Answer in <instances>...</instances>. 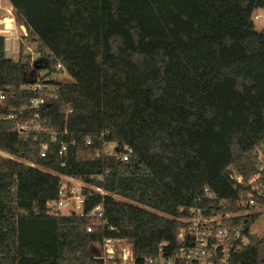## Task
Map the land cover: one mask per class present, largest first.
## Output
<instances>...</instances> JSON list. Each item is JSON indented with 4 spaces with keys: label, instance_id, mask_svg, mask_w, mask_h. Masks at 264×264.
<instances>
[{
    "label": "trees",
    "instance_id": "16d2710c",
    "mask_svg": "<svg viewBox=\"0 0 264 264\" xmlns=\"http://www.w3.org/2000/svg\"><path fill=\"white\" fill-rule=\"evenodd\" d=\"M8 1L37 59L33 68L22 60V42L18 58L8 56L0 34V113L35 119L21 108L38 94L26 85L57 63L69 78L43 81L57 96L38 117L55 141L0 119V151L12 156L0 155V264H95L110 236L126 238L139 260L161 242L180 247L188 208L239 209L246 187L234 186L230 169L247 179L264 154V32L253 22L264 0ZM71 138L61 159L59 141ZM105 142L115 152L95 156ZM122 145L132 148L126 161ZM64 176L105 192L82 191L85 212L103 204L105 227L89 232L86 215L48 213ZM259 216H246L248 244L228 264H264V236L250 232Z\"/></svg>",
    "mask_w": 264,
    "mask_h": 264
},
{
    "label": "built area",
    "instance_id": "2783aa9c",
    "mask_svg": "<svg viewBox=\"0 0 264 264\" xmlns=\"http://www.w3.org/2000/svg\"><path fill=\"white\" fill-rule=\"evenodd\" d=\"M258 15L255 14L254 18ZM7 41H5V50H8ZM17 43L12 45L11 52L18 55L20 48L17 49ZM22 60L27 62L31 68L34 67L35 60L37 59V52L29 46L28 43L24 44L22 50ZM61 74H66L60 63L53 66L51 72L46 70L41 71L36 76L35 82H30L26 85L27 88L36 90L37 95L31 96L22 109H33L35 111L34 118L26 119L24 121L16 119L17 114L14 109L7 113L1 114L0 119L14 120L12 130L16 133H28L35 131L38 133L47 132L50 140L55 141L57 132L48 129L47 125L39 120V108L49 98H56V87L51 85L44 88L43 81L53 79L60 80ZM4 100V92L0 90V105ZM70 111V110H68ZM66 133V130L63 131ZM104 133L99 135H88L85 137V143L91 145L96 141L103 139ZM75 143L74 138L69 141L60 140L57 149L58 155L63 159L66 155L69 145ZM109 144L103 143L102 147L96 148L95 156L102 154H113L116 150L115 144L112 149H109ZM46 145L42 146L41 155H45ZM132 148L127 145H122L118 148L117 156L123 160H128ZM230 178L234 181V186H244L246 190L240 195L238 201L239 209L234 212L224 213H209L205 214L200 207L188 208V217L184 218V225H182L177 233V242L180 247L177 249L170 247L166 248L167 242H161L158 250L154 255L144 256L139 259L134 255L131 243L123 237L110 236L104 237L102 242L97 245L98 252L94 255L96 259L95 264H228L231 253L240 250L243 246L248 244L246 233L242 232L241 224L245 223L246 216L253 212L256 204V197L264 195V154L260 153L256 170L247 178L234 169H230ZM76 182V183H74ZM79 183V185H77ZM82 180L69 177L64 181L58 191L56 199L47 201L46 206L48 213L52 215H86L91 219V224L87 226V231L91 232L94 226L103 228L107 225V220L103 214V204H96L92 209L85 212L84 204L86 194L83 188L88 190V193L105 192L100 187H95ZM204 194L209 199H214L215 196L209 189H204ZM200 200V197L198 198ZM234 217L240 218V225L232 226L230 220ZM224 222V223H223ZM252 232V230H250Z\"/></svg>",
    "mask_w": 264,
    "mask_h": 264
},
{
    "label": "rangeland",
    "instance_id": "374dc122",
    "mask_svg": "<svg viewBox=\"0 0 264 264\" xmlns=\"http://www.w3.org/2000/svg\"><path fill=\"white\" fill-rule=\"evenodd\" d=\"M255 14H259L258 18H254ZM253 22L255 25V28L257 30H264L262 29L264 24V10L263 9H257L253 13ZM0 34L4 36L5 41H7L8 44V50L6 54L14 59L18 58V55H14L15 53L11 52L12 45L17 43V49H19V44L22 42L23 44L26 43L24 35V28L16 21L13 7L11 6L10 2L8 0H0ZM31 49L35 50L34 44H29ZM61 79H68L67 74H61ZM114 144H109V149H112ZM0 155L5 157H10L9 154L1 152ZM63 181H66L67 179L62 177ZM76 183V182H74ZM79 185V183L77 184ZM88 185V184H87ZM154 212H157L155 210H152ZM253 212H260V216L258 220L252 225L251 230L254 234H257L258 236L262 237L264 236V207L262 206H256Z\"/></svg>",
    "mask_w": 264,
    "mask_h": 264
},
{
    "label": "crops",
    "instance_id": "0c3cea01",
    "mask_svg": "<svg viewBox=\"0 0 264 264\" xmlns=\"http://www.w3.org/2000/svg\"><path fill=\"white\" fill-rule=\"evenodd\" d=\"M258 9H263V10H264V7H263V8H258ZM257 15H258V17H259V14H257ZM258 17H257V18H258ZM262 25H263V26H262V27H263L262 29L264 30V24H262ZM10 157H12V156H10ZM64 178L68 179L69 177H68V176H64Z\"/></svg>",
    "mask_w": 264,
    "mask_h": 264
},
{
    "label": "water",
    "instance_id": "95a60500",
    "mask_svg": "<svg viewBox=\"0 0 264 264\" xmlns=\"http://www.w3.org/2000/svg\"><path fill=\"white\" fill-rule=\"evenodd\" d=\"M23 27V25H21Z\"/></svg>",
    "mask_w": 264,
    "mask_h": 264
}]
</instances>
